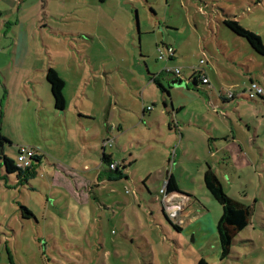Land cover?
Returning <instances> with one entry per match:
<instances>
[{
    "label": "rangeland",
    "instance_id": "rangeland-1",
    "mask_svg": "<svg viewBox=\"0 0 264 264\" xmlns=\"http://www.w3.org/2000/svg\"><path fill=\"white\" fill-rule=\"evenodd\" d=\"M17 7L27 36L8 47ZM0 11V132L11 141L4 152L15 163L19 147L44 155L26 183L0 170V264H264V101L246 99L250 79L264 86V55L222 24L236 18L264 43V0H0ZM162 44L174 46L172 61ZM18 56L22 65L12 63ZM48 62L65 81L63 113L38 77ZM175 66L186 80L200 67L215 97L172 85L176 77L163 71ZM155 77L180 109L175 128ZM219 95L233 96L223 111L213 106ZM110 97L117 124L130 127L111 128L118 145L107 140L116 163L131 164L103 181L109 168L93 117ZM142 104L150 114L142 116ZM209 167L229 196L252 206L224 258L222 207L203 183ZM171 171L187 203L186 216L168 218L180 230L154 193Z\"/></svg>",
    "mask_w": 264,
    "mask_h": 264
},
{
    "label": "trees",
    "instance_id": "trees-1",
    "mask_svg": "<svg viewBox=\"0 0 264 264\" xmlns=\"http://www.w3.org/2000/svg\"><path fill=\"white\" fill-rule=\"evenodd\" d=\"M222 24L228 28L235 35L243 38L249 44L251 49L259 54L264 55V43L261 40L260 36L249 29L244 28L240 25V22L230 18H224L222 20ZM172 57V56H171ZM170 57V58H171ZM194 71V70H193ZM163 72L170 73L165 70ZM45 80L49 85L53 108L56 111H63L65 108V98L63 95V87L64 82L57 75L56 71L49 66L45 72ZM178 82H182L180 78H177ZM186 86H191L192 88H200V86H204L200 73L194 71L193 76L184 80ZM200 84V86L198 85ZM161 92L168 94V90L163 88L159 83H157ZM233 98L220 97L215 104L223 109L224 105L227 103V100H231ZM260 100L264 101V97H259ZM5 144H11L10 139L0 132V170H3L4 176L9 174H14L16 176V182L22 183L27 182L30 176H33L37 173V167L39 166L41 156L35 152L33 157L31 158V166L29 167H18L15 161L8 157L4 152ZM102 160L106 162L108 165L112 162H109L108 157L103 155ZM123 167V171H119L118 166L112 170L114 174L110 178L117 179L125 175L124 171L127 169V165L123 162L120 163ZM145 184V181L142 180ZM203 183L212 191L213 197L222 207V214L218 220V225L216 226V230L218 233L219 244L221 248V256L227 257L230 254L232 246L235 244V238L240 231H242L249 223L252 215V206L243 202V200H239L235 197L229 196L222 187L220 180L213 173V171L208 168L203 177ZM146 187V184L144 185ZM166 191H177V186L173 178L170 176L165 185ZM148 190V188L146 187ZM149 192V190H148ZM21 214L23 217L32 216V213L25 206H20ZM164 216L168 219L167 215L162 210ZM169 220V219H168ZM169 222L175 227L177 230H180L177 224ZM197 264H207L204 260H200Z\"/></svg>",
    "mask_w": 264,
    "mask_h": 264
},
{
    "label": "crops",
    "instance_id": "crops-1",
    "mask_svg": "<svg viewBox=\"0 0 264 264\" xmlns=\"http://www.w3.org/2000/svg\"><path fill=\"white\" fill-rule=\"evenodd\" d=\"M12 4H13V6H15V2H12ZM18 10H19V8L17 7L16 8V11L13 13V17H15V22H12V21H10V25H12L11 26V29H10V34L12 33L13 34V37H7L8 38V41H6V43H5V46H8V47H11V46H15L16 47V45H17V42H16V39H17V37L19 36V35H25V36H27L26 35V30H25V27H24V23L23 22H21V20H20V16H19V12H18ZM0 15H1V11H0ZM18 24H20V31L18 32V30L16 29V27H14L13 28V26L14 25H18ZM5 34H7V33H5ZM4 34V35H5ZM9 34V35H10ZM22 43V42H21ZM3 45V44H2ZM165 48L167 47V46H170V47H172V49H173V55H172V57L170 58L169 57V59H168V61L170 62V61H172L173 60V58L175 57V48H174V46L171 44H168V45H166V44H162ZM20 46H23L24 48H25V52H27L28 51V49H29V46H28V42H27V39H25L24 41H23V45H20ZM16 52H17V49H16ZM16 52L15 51H13L12 53L15 55L16 54ZM23 61H24V57L22 58V59H20V56H18V58H16L15 59V61L14 60H12V63L13 64H15V63H17V64H20V65H22L23 64ZM49 66H51V63L50 62H48V65H47V68L49 67ZM52 67V66H51ZM175 67H179V66H175ZM46 68V69H47ZM180 68V67H179ZM46 69H43L41 72H42V74H41V76H38L39 78H41V79H44L45 80V72H46ZM263 69L264 68H262V70H261V72L263 71ZM180 70H181V68H180ZM192 70V73H191V75L189 76V78L188 79H190L192 76H193V74H194V71H193V69H191ZM35 71V70H34ZM56 71V73H57V75L60 77V75H59V72H58V70L56 69L55 70ZM165 71V70H164ZM164 73H166V72H164ZM182 70H181V75H180V79H181V81H184V80H186L185 78H182ZM171 74V73H170ZM152 75V74H151ZM150 75V76H151ZM173 75V74H172ZM153 76V75H152ZM175 77V76H174ZM35 78V77H34ZM61 79H62V81L64 82V86H65V81H64V79L62 78V77H60ZM178 78V77H177ZM187 79V80H188ZM209 79V78H208ZM153 81L155 82V84H156V86H157V83H159L163 88H165L164 87V85L160 82V80H159V78H154L153 79ZM250 81H253V80H249V82ZM209 84H210V80H209ZM198 85L200 86V84L198 83ZM211 85V84H210ZM187 87V86H186ZM150 88V85L149 84H147L146 85V87H145V89H144V91H143V97H145L146 98V95H145V92H146V90L147 89H149ZM188 88H190V89H192V90H195V91H198L200 94H202V95H204V96H208V94H209V92H211V90L212 89H207V86L206 85H204V86H200V88H192L191 86H189L188 85ZM85 89H86V92H87V90H90V86L88 85L87 87H85ZM166 89V88H165ZM93 91H95V87L92 89ZM157 90H158V92H159V97L162 99V104H163V106H162V110H163V112L168 116L167 117V119H166V124H167V126H168V128L169 129H171L172 127H174L175 128V126H176V124L178 125V123H177V119H176V113H177V111L178 110H180V109H175L174 107H173V105H172V103L171 102H169V104L167 103V98L164 96V94H163V92H161L160 91V89H159V87L157 86ZM110 91H111V93L113 94V95H116L115 94V89L114 88H112L111 87V89H110ZM103 93L104 94H106L107 95V89H105L104 88V90H103ZM211 94L215 97V94H213V92H211ZM63 95H64V87H63ZM109 96V95H108ZM167 97L169 98V92H168V94H167ZM233 99H231V100H227V103L224 105V107L229 103V102H231ZM170 101V100H169ZM218 101V98H215L214 99V101H213V103H215V102H217ZM147 107L148 106H145L144 104H142V116L145 114V112H147V113H149V111H148V109H147ZM170 107V108H169ZM224 107H223V109H224ZM64 112V110L63 111H59L58 113H63ZM115 111H114V108H112V99H111V97H110V99H108V102H107V104H105L104 105V107L99 111V113H98V115L94 118L93 117V119H95V121L97 120V123H98V126L99 127H102V129H101V133L98 135V137H97V141L96 142H98V143H100V145H101V150H102V154H101V158L103 157V155H105L106 157H108V160H109V162H116V160H115V158H113L114 156V154H115V151L113 150V144L111 145H109V144H107V138H108V136H110V134H111V136L113 137V143H116L115 145H118V140H119V138H118V136L117 135H112V132H111V128L112 127H118V130H120V128L121 127H130V126H124V125H121L120 123H118L117 124V120H116V116H115V113H114ZM150 114V113H149ZM84 114H81V116H83ZM88 115V114H87ZM89 117V116H88ZM91 117V116H90ZM142 120L144 119V118H141ZM175 119V120H174ZM8 137V136H7ZM9 138V137H8ZM209 139H211V138H209ZM208 139V140H209ZM109 148V149H108ZM35 149V148H34ZM17 150H18V148H17ZM36 150V149H35ZM36 152H37V154L38 155H40L41 156V159H40V162H41V160L43 159V154L42 153H40V152H38L37 150H36ZM104 161L102 160V163H103ZM124 164H126V162H125V160H123L122 161ZM121 162V163H122ZM40 164V163H39ZM129 164H131V161H129L126 165H127V167H128V165ZM109 168V167H108ZM210 169H211V167H209ZM212 170V169H211ZM122 171H123V169H122ZM126 171V170H125ZM125 171H124V173H125ZM149 174H148V177H150L151 176V172H148ZM157 173V172H156ZM155 173V176L154 177H156V175L157 174H159V173H157L156 174ZM204 173H205V171H204ZM214 173V172H213ZM215 174V173H214ZM114 174L112 173V170L111 169H109V170H107V171H105L104 172V174H103V181L104 180H107V179H109V180H112L113 178H110V176L112 177ZM126 175V174H125ZM99 176H100V174H99ZM160 176V175H159ZM172 177L173 178V180L175 181V177H174V173L171 171L170 172V175H167V178H166V180L164 181V185L162 186V187H164V190L166 191V188H165V185H166V183H167V180H168V178L169 177ZM153 178V177H152ZM145 181V180H144ZM146 187H147V185H146ZM162 187H159V186H157L156 187V189L154 190V193H159L160 195H161V197L159 196V198L158 197H155V199L157 200V201H159V204H161V210H163V207H162V203H161V201H162V198H163V194L160 192V190H161V188ZM223 187V186H222ZM148 188V187H147ZM148 190L150 191V189L148 188ZM166 194L168 195V196H171V197H173V198H176V197H178V196H180V195H183V194H181L180 192H177V191H171V192H167L166 191ZM182 214H184L185 216H186V212H184V213H179V215H182Z\"/></svg>",
    "mask_w": 264,
    "mask_h": 264
},
{
    "label": "built area",
    "instance_id": "built-area-1",
    "mask_svg": "<svg viewBox=\"0 0 264 264\" xmlns=\"http://www.w3.org/2000/svg\"><path fill=\"white\" fill-rule=\"evenodd\" d=\"M166 50L169 53V57H171L173 55V49L170 46L166 47ZM163 55L160 54L159 59H162ZM204 63V59H200L199 60V64L202 65ZM194 71L199 72L200 73V78L203 82V84H205L207 86V89H212L211 85L209 84V79L208 76L205 74V72H203L201 70L200 67L197 68H193ZM169 71L171 74H173L176 78H180L181 75V70L179 67H174L171 68ZM264 73V70L262 71ZM244 92H242L240 94V97H244ZM220 97H226V98H233V96H222L219 95L218 99ZM257 97H264V86H262L261 84H259L258 82L255 81H250L248 88L246 90V99L248 100H254ZM213 106L215 108H217L219 111H223V109L219 108L215 103H213ZM110 143H112V139H108L107 140V144L110 145ZM36 150L34 148L31 147H19L18 148V157H19V163H16V165L18 167H29L31 166L32 162H31V158L33 157V155L35 154ZM120 163H116V162H112L108 165L109 169L113 170L115 169L117 166L119 167ZM160 192L163 194V198H162V207H163V211L164 213L167 215V217L171 220H177V217L179 216V213H184L187 203H186V197H184L183 195H180L176 198H173L171 196H168L166 194V191L164 190V187L161 188ZM179 222V220H178Z\"/></svg>",
    "mask_w": 264,
    "mask_h": 264
},
{
    "label": "water",
    "instance_id": "water-1",
    "mask_svg": "<svg viewBox=\"0 0 264 264\" xmlns=\"http://www.w3.org/2000/svg\"><path fill=\"white\" fill-rule=\"evenodd\" d=\"M137 25H138V23H137ZM171 84L174 85V86H176V87L186 86V84H185L184 81L178 82L177 78L173 79L171 81Z\"/></svg>",
    "mask_w": 264,
    "mask_h": 264
}]
</instances>
